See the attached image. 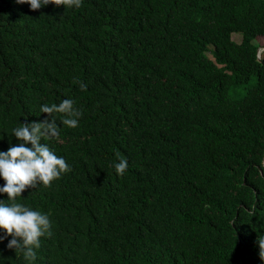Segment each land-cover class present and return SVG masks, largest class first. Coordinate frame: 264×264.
Wrapping results in <instances>:
<instances>
[{"label": "trees", "instance_id": "1", "mask_svg": "<svg viewBox=\"0 0 264 264\" xmlns=\"http://www.w3.org/2000/svg\"><path fill=\"white\" fill-rule=\"evenodd\" d=\"M256 36L264 0H0V151L42 105L82 113L76 128L54 114L59 137L41 140L71 171L17 198L51 223L31 264H264ZM10 239L0 264H30Z\"/></svg>", "mask_w": 264, "mask_h": 264}, {"label": "clouds", "instance_id": "2", "mask_svg": "<svg viewBox=\"0 0 264 264\" xmlns=\"http://www.w3.org/2000/svg\"><path fill=\"white\" fill-rule=\"evenodd\" d=\"M16 3L28 4L33 11L50 4L63 6L65 9H79L82 6V0H16ZM233 33L237 34L240 40V34ZM256 46L255 57L259 60L261 57L257 55V50L261 47L257 44ZM262 51L264 54V48ZM80 89L86 91L87 85L80 82ZM40 113L47 114V117L40 122L21 123L19 127L14 128L13 135L19 143L10 146L7 151H0V177L5 181L0 187V193H6L8 197L7 202L0 201V230L4 233L0 235V241L11 237L7 247L22 254L30 264L37 259L36 250L41 247V237L52 235L51 223L48 215L18 203L17 198L21 197L25 190L35 188L41 183L50 187L62 174L71 171L65 159L58 157L46 144L41 143V140L59 137V125L54 114H61L60 123L70 128L78 126L82 115L81 111L74 107V101L67 98L59 105H42ZM115 155L119 162L114 164V168L116 173L122 176L128 168V161L118 151ZM263 161L264 151L260 160L262 168ZM257 169L261 171L259 167ZM258 243L259 256L264 260V236L258 237Z\"/></svg>", "mask_w": 264, "mask_h": 264}, {"label": "rangeland", "instance_id": "3", "mask_svg": "<svg viewBox=\"0 0 264 264\" xmlns=\"http://www.w3.org/2000/svg\"><path fill=\"white\" fill-rule=\"evenodd\" d=\"M231 39L235 42H239V36L235 33L231 34ZM252 43H256L258 45V47H261L260 49L257 50V55L259 57L264 56L263 54V48H264V39L261 36H256L254 37V39L252 40Z\"/></svg>", "mask_w": 264, "mask_h": 264}]
</instances>
